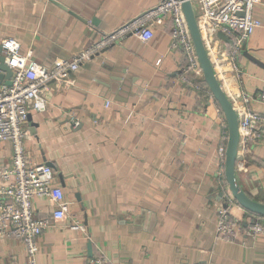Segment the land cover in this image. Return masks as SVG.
Returning <instances> with one entry per match:
<instances>
[{
    "label": "crops",
    "instance_id": "crops-1",
    "mask_svg": "<svg viewBox=\"0 0 264 264\" xmlns=\"http://www.w3.org/2000/svg\"><path fill=\"white\" fill-rule=\"evenodd\" d=\"M158 1L0 0V41L16 39L49 67ZM253 15L263 25L243 45L241 71L224 78L228 92L262 113L264 68L244 53L264 63V0ZM170 27L157 25L149 40L128 36L44 87L46 108L30 114L24 145L30 158L51 165L68 210L38 238V264L93 256L117 264H264V237H216L221 192L229 191L218 156L226 121L215 100L179 80L184 55L171 47ZM238 155V184L264 202V133ZM34 210L52 216L54 205L39 199ZM0 264H27L23 243L0 239Z\"/></svg>",
    "mask_w": 264,
    "mask_h": 264
},
{
    "label": "built area",
    "instance_id": "built-area-1",
    "mask_svg": "<svg viewBox=\"0 0 264 264\" xmlns=\"http://www.w3.org/2000/svg\"><path fill=\"white\" fill-rule=\"evenodd\" d=\"M189 1L195 11L206 54L223 88L227 73L241 71L238 57L242 54L244 43L256 28L263 25L253 15L254 6L261 0ZM181 4V0H159L154 6L126 20L111 32L101 34L88 48L72 58H57L49 67L32 60L30 52L23 53L16 39L5 37L0 41L1 55L12 72L10 84H6L5 80L0 83V239L12 238L21 241L27 264H38V238L53 221L62 220L68 210L63 189L55 183L53 168L44 161L30 158L24 145L29 115L46 108L42 92L49 82L67 81L71 73L76 72L95 54L128 36L149 40L154 34V27L169 20L171 47L180 50L184 55L179 80L214 100L204 85L202 70ZM218 32L229 37L232 44L219 39ZM0 73L5 74L2 70ZM225 93L231 99L238 116V152H243L248 142L258 140L264 133V89L259 94L262 113L245 107L247 97L238 101L236 95L228 91ZM109 105L110 101L107 100L106 106ZM4 144L8 146L5 147ZM225 149L226 142L218 148L221 175L224 174ZM39 199L52 202V216L36 215L34 202ZM220 199L221 205L216 211V237L241 243H244V238L264 237V217L248 216L229 191L221 192ZM69 226L74 230L84 229L77 223ZM84 264L117 263L102 256H93Z\"/></svg>",
    "mask_w": 264,
    "mask_h": 264
},
{
    "label": "water",
    "instance_id": "water-1",
    "mask_svg": "<svg viewBox=\"0 0 264 264\" xmlns=\"http://www.w3.org/2000/svg\"><path fill=\"white\" fill-rule=\"evenodd\" d=\"M182 11L190 32V36L198 57V61L202 70L203 81L212 94L214 100L218 104L222 114L224 115L227 126V141L225 149V158L223 165V172L228 190L236 200V202L246 211L264 217V202L252 199L240 187L236 179V162L240 159L238 155L239 145V131H238V116L234 109L231 99L223 90L219 80L217 79L211 62L206 54L203 42L201 40L200 32L195 18V11L192 3L189 0H181ZM61 5V4H58ZM63 7V6H62ZM217 37L228 44L232 41L222 32L217 33ZM0 45V70L5 74L0 73V83L5 80L6 84H10V76L12 74L10 68L5 64L4 57L1 55ZM244 56L264 68V63L256 60L247 52ZM28 122H31L29 115ZM48 163V162H46ZM49 164V163H48ZM50 165V164H49ZM51 166V165H50Z\"/></svg>",
    "mask_w": 264,
    "mask_h": 264
},
{
    "label": "bare ground",
    "instance_id": "bare-ground-1",
    "mask_svg": "<svg viewBox=\"0 0 264 264\" xmlns=\"http://www.w3.org/2000/svg\"><path fill=\"white\" fill-rule=\"evenodd\" d=\"M224 86H225V89L228 91V88H230L229 87V85H230V83L229 82H227V80H224ZM234 87V86H233ZM231 91H232V88H231Z\"/></svg>",
    "mask_w": 264,
    "mask_h": 264
},
{
    "label": "trees",
    "instance_id": "trees-1",
    "mask_svg": "<svg viewBox=\"0 0 264 264\" xmlns=\"http://www.w3.org/2000/svg\"><path fill=\"white\" fill-rule=\"evenodd\" d=\"M245 213L249 216H252V213L248 212V211H245Z\"/></svg>",
    "mask_w": 264,
    "mask_h": 264
}]
</instances>
